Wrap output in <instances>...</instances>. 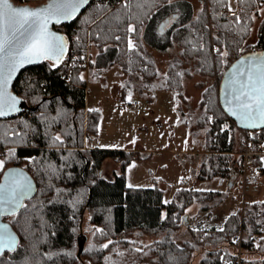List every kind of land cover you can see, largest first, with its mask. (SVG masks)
Listing matches in <instances>:
<instances>
[{
	"label": "trees",
	"instance_id": "trees-1",
	"mask_svg": "<svg viewBox=\"0 0 264 264\" xmlns=\"http://www.w3.org/2000/svg\"><path fill=\"white\" fill-rule=\"evenodd\" d=\"M199 2L200 7L191 14L187 0H123L114 6L89 0L71 21L53 25L66 39L64 60L43 59L21 70L11 90L26 107L0 118V161L4 168L24 167L36 183L34 195L25 199L21 209L3 217L19 241L14 251L0 254V264H192L196 254L197 264H230L239 245L245 264H264V199L243 202L218 229L192 228L186 208L196 204L209 215L228 195V188L181 187L164 202V191L156 181L150 187L126 185L127 166L146 160L150 153L84 147L85 133L96 134L101 112L85 109L82 71L89 66L103 72L116 64L126 76L120 99L133 89L173 91L177 122L187 127L191 137L193 126L203 130L197 180L229 179L241 172V158L235 157L236 132L241 140L242 132L250 131L236 127L223 112L218 85L223 71L239 55L264 49V0H236L238 15L220 13L229 0ZM173 12L178 13L177 19L159 32L156 25ZM256 20L255 41L250 42ZM129 25L136 31L128 32ZM129 39L136 45L131 51ZM89 42L95 44L97 54L94 61L85 63ZM146 44L159 50L178 47V55L164 73ZM221 52L228 56L222 57ZM190 61L195 62L197 74L216 77L202 91L201 111L191 120V112L181 109L187 102L183 78L191 75L183 65ZM251 132L264 140V127ZM187 154L193 163L195 155ZM106 159L117 165L111 178L103 175ZM253 164L261 169V158ZM231 183L230 179L228 185ZM84 218L96 229L87 245L78 240ZM181 229L188 238L179 244L173 236ZM132 231L159 238L140 244L124 237Z\"/></svg>",
	"mask_w": 264,
	"mask_h": 264
},
{
	"label": "rangeland",
	"instance_id": "rangeland-1",
	"mask_svg": "<svg viewBox=\"0 0 264 264\" xmlns=\"http://www.w3.org/2000/svg\"><path fill=\"white\" fill-rule=\"evenodd\" d=\"M44 1L46 0H36L29 3L38 4ZM170 1L173 2L174 0ZM187 1L192 7L191 14H195L200 7L199 0ZM262 14L264 11H261ZM258 22L259 20H256L252 28L250 42L255 41ZM88 44L85 63L94 61L97 54L95 44L93 42ZM146 48L154 57L162 73L167 69L170 60L178 55L177 46L159 50L146 44ZM194 65L195 62L193 61L183 65L189 68L191 75L183 78V93L187 102L181 104V109L185 112H191L190 120L195 119L201 111L198 103L202 91L216 82L215 76L197 74ZM82 76L86 80L85 109H99L101 112L96 134L85 133L84 142L86 146L84 147L139 150L144 154L150 153V157L146 160H135L127 166L125 173L127 186L150 187L156 181L157 185L164 191V202H167L173 193L181 187L193 186L199 190H224L228 188V195L221 203L212 208L209 215L205 211H199L196 204L186 208L185 213L188 214L189 226L203 230L220 228L226 216L242 207L243 202L264 199V155L260 157L261 176L256 182L248 179L243 184L241 172L234 174L229 179L215 177L212 180H197L195 178L197 162L203 153V130H198L193 126L191 128L193 136L191 137L187 127L177 122L179 114L175 92L165 89L154 91L133 89L126 94L125 98L120 99L121 85L126 76L121 73L116 64L103 72H100L96 67L86 66L82 71ZM236 135L237 153H235V157H239L241 140L238 132ZM186 152L187 155H195L193 163L188 160L189 156H186ZM176 154L184 164L179 158H176ZM114 169H117V165L110 159H106L103 175L111 178ZM230 179L232 181L231 187L228 185ZM82 230L83 233L80 232L79 234V236H84L81 244H90L96 229L87 222V218L83 219ZM124 237L140 244H148L159 238V235L132 231L126 233ZM173 237L177 243L181 244L188 238V234L181 229ZM239 250L241 248L238 246L236 252ZM198 258L199 256L196 254L192 264H197Z\"/></svg>",
	"mask_w": 264,
	"mask_h": 264
},
{
	"label": "snow or ice",
	"instance_id": "snow-or-ice-1",
	"mask_svg": "<svg viewBox=\"0 0 264 264\" xmlns=\"http://www.w3.org/2000/svg\"><path fill=\"white\" fill-rule=\"evenodd\" d=\"M85 3L87 0H52L46 8L33 10L13 7L8 0H0V116L6 114V109L16 110V98L6 94V86L18 67L40 59L59 61L63 58V37L48 31L47 26L52 17H57V22L60 17L72 18L81 4ZM135 31L129 25L128 32ZM128 47L130 51L136 47L131 39ZM220 55L227 57L228 53L221 52ZM233 68L236 71L234 77L230 78L231 98L226 99V103L233 107L228 110L232 115L247 121V127L264 124V57H249L247 64L241 61L239 66L233 65ZM3 168L4 161H0V169ZM29 191L31 185L26 177L15 172L7 173L5 183H0V215H3L5 207L12 211L21 207L20 201ZM13 245L14 241L5 226V230L0 231V251Z\"/></svg>",
	"mask_w": 264,
	"mask_h": 264
},
{
	"label": "water",
	"instance_id": "water-1",
	"mask_svg": "<svg viewBox=\"0 0 264 264\" xmlns=\"http://www.w3.org/2000/svg\"><path fill=\"white\" fill-rule=\"evenodd\" d=\"M89 0H87L88 2ZM8 2L10 4L13 5V7H18V8H29V9H37V8H46L48 6L49 3L52 2V0H46L44 2L38 3V4H30V3H14L12 0H8ZM59 2V0H58ZM86 4V3H85ZM85 4H81L80 8L76 11V13L74 14V16L72 18L69 19H64L63 17L59 18V22H57V17H52L51 22L48 23V31L52 34H54L55 36H60L63 37L64 42H65V53H66V39L64 37V35H62L60 32L56 31L53 28L54 24H58V23H62V22H69L71 21L78 12H80L83 7L85 6ZM178 17V13L177 12H173L170 13L169 15H167L166 17L162 18L159 23L157 24V30L159 32H163L165 29H167ZM65 53L64 56L61 60L56 61L55 59H47L49 61L55 62V63H59L62 62L65 58ZM252 57V58H256V57H264V49H254L245 53H242L241 55H239L236 59H234L228 66L227 68L223 71L221 78L219 80V85H218V102L219 105L221 107V109L223 110V112L231 119L233 120V122L235 123L236 127H238L239 129L242 130H259L261 128L264 127V124H257L255 127H247L246 124L248 123L247 121H243L241 119L238 118V116H234L232 115L231 111H229V108H232V105H228L226 103V99H230L231 97L229 96V92H230V78L234 77L235 74V69L233 68V65H237L239 66L240 62L243 61L245 64L248 63V58ZM43 59L40 60H36L32 63H28V64H24L21 67H18L16 69V71L13 73V75L11 76L7 86H6V94L8 96L11 97H15L16 98V105L15 111H11V110H7L6 109V114L4 116H0V118H5V117H9V116H13L16 113L20 112L24 107H26V102L21 99L18 95H16L12 90L11 87L13 85L14 80L16 79V77L18 76V74L20 73L21 70H23L24 68L31 66V65H36L38 63H40ZM9 172H15V173H19L22 174L23 177L27 178V181L30 183L31 185V191L28 192V194L20 201L21 207L25 201V199H28L30 197H32L36 191V183L33 179V177L31 176V174L27 171V169H25L24 167H21L19 165H10L8 167H6L3 172L2 175L0 177V183H5L6 181V175ZM229 187H231V184H229ZM21 207L15 208L14 211L12 210H8L7 207L4 208L3 210V215H0V231H4L5 230V226H6V232L9 234V236L11 237L12 241H14V245L13 247H5L3 249V251H0V254H2L4 251H14L19 238L17 233L15 232V230L13 229L12 225L10 224L9 221L5 220L3 217L7 216V215H12L15 214L16 212H18ZM183 221V219H182ZM84 239V236L81 235L79 236L78 240L81 243V241Z\"/></svg>",
	"mask_w": 264,
	"mask_h": 264
},
{
	"label": "built area",
	"instance_id": "built-area-1",
	"mask_svg": "<svg viewBox=\"0 0 264 264\" xmlns=\"http://www.w3.org/2000/svg\"><path fill=\"white\" fill-rule=\"evenodd\" d=\"M123 0H97V3L103 2L111 5H115L117 2H122ZM231 9V10H229ZM220 13H227L228 15H238V8L236 0H229L226 7L220 10ZM250 132H242V139L240 144V158H241V177L243 179V184L249 179L252 182H256L261 176V170L258 166L253 164L254 160L260 158L264 155V140L261 139L259 134L254 135ZM240 247V245H239ZM230 264H245L241 260L240 250L236 252V257L230 260Z\"/></svg>",
	"mask_w": 264,
	"mask_h": 264
},
{
	"label": "crops",
	"instance_id": "crops-1",
	"mask_svg": "<svg viewBox=\"0 0 264 264\" xmlns=\"http://www.w3.org/2000/svg\"><path fill=\"white\" fill-rule=\"evenodd\" d=\"M84 146H86V145H85V142H84Z\"/></svg>",
	"mask_w": 264,
	"mask_h": 264
}]
</instances>
